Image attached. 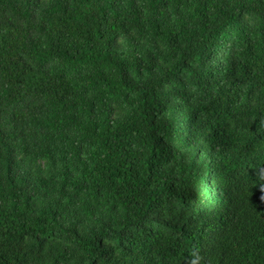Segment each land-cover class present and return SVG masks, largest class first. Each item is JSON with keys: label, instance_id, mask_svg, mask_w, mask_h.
Segmentation results:
<instances>
[{"label": "trees", "instance_id": "obj_1", "mask_svg": "<svg viewBox=\"0 0 264 264\" xmlns=\"http://www.w3.org/2000/svg\"><path fill=\"white\" fill-rule=\"evenodd\" d=\"M0 264H264V0H0Z\"/></svg>", "mask_w": 264, "mask_h": 264}]
</instances>
